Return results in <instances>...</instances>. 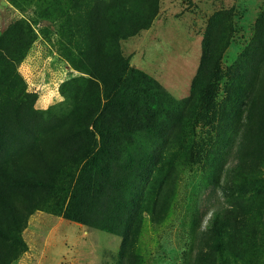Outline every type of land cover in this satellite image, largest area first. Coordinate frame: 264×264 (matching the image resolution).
I'll return each mask as SVG.
<instances>
[{"label": "rangeland", "instance_id": "obj_1", "mask_svg": "<svg viewBox=\"0 0 264 264\" xmlns=\"http://www.w3.org/2000/svg\"><path fill=\"white\" fill-rule=\"evenodd\" d=\"M122 1L77 0L73 7H69L67 0H36L33 4H28V0H0V40L16 22H24L29 27L31 46L24 57L14 58L11 68L18 74L19 86L16 91H6L7 96L23 100L24 105L18 111L21 116L25 114L26 130L35 129L37 124L42 131L44 124H60L70 109L64 96L69 98L72 89H79L81 81L88 78L72 68L62 55L65 43L60 37L61 32L66 34L74 27L82 28L91 18L94 24L106 29L107 22L102 19V13L107 8L101 4L111 2L119 8ZM129 1L134 12L141 14L138 22L149 19L150 22L135 36L119 41L130 68L144 75L141 78L144 91L138 95L137 126L133 127L132 135L119 141V172L113 176L114 187L108 190L105 198L96 196L89 202L80 222L69 221L40 208L34 209L21 231L25 249L10 264H122L123 231L130 221L133 225L129 251L133 246L131 251L137 258L135 264H180L185 253L190 254V259L194 257L196 244L201 242L214 208L222 204L231 206L236 201L248 204L236 199L234 189L219 187L225 183L227 169L236 162L238 140L222 152L218 161L207 159V154L216 147L213 141L200 138L205 130L199 133L197 129L199 137H194L190 150L188 143H193L189 142L190 131L180 136V140L186 142L181 143L183 152L176 142L171 151L160 150L165 149L163 139L181 133L178 123L192 91L205 30L215 13L231 11L232 33L220 56L221 77L211 86V101L214 103V98L219 101L223 97L229 85L228 74L235 76L251 60L259 67L260 73L252 88L258 89L263 83L264 47H258L255 41L254 26L264 1L126 0L124 3L129 5ZM2 84L6 86L8 82ZM28 102L32 104L33 113L27 111ZM245 116L246 113L241 114V123L245 122ZM251 117L257 120V112ZM24 137L22 132L20 141ZM194 149L198 162L191 158ZM245 153L251 155L252 149ZM159 154L156 171L143 186L146 202L131 211L129 202L140 184L139 177H136L144 166L147 167V157ZM216 162L218 171L212 166ZM160 170L167 172L165 176L171 174L164 186L170 187L172 199L166 217L156 223L144 206L150 203L149 199L162 184V180H157ZM259 173L260 181L264 180V161L252 175L257 178ZM261 191L262 195L252 203L251 212L258 214V206L263 203L259 217L264 225V187ZM123 264H127L126 261Z\"/></svg>", "mask_w": 264, "mask_h": 264}, {"label": "trees", "instance_id": "obj_2", "mask_svg": "<svg viewBox=\"0 0 264 264\" xmlns=\"http://www.w3.org/2000/svg\"><path fill=\"white\" fill-rule=\"evenodd\" d=\"M35 1L28 0V4ZM76 1L67 0V5L73 7ZM125 1L119 8L111 2L101 4L107 8L105 13L102 10L106 29L94 24L91 18L82 28L61 32L65 43L62 55L72 68L88 78L81 81L80 90L73 88L69 98L64 96L70 108L67 117L58 125L44 124L43 131L38 124L35 129L26 130L25 114L21 116L18 111L24 105L23 100L6 95L7 90L16 91L19 86L18 74L11 68L14 58L24 57L31 46L29 27L16 22L0 40V264H10L25 249L21 231L34 209L80 222L89 202L96 196L105 198L114 187L113 176L119 172V141L132 135L133 127L137 126L138 95L144 91L141 80L144 75L130 68L119 41L135 36L150 22V19L138 22L141 14L134 12L130 1L129 5ZM231 19V11L217 12L210 19L192 91L178 123L181 133L163 139L166 145L160 151H171L176 142L183 152L181 143L184 145L185 141L180 140L181 134L190 131L192 143L194 137H199L197 129L199 133L205 130L200 138L213 141L216 147L207 154V159L218 161L222 152L238 140L236 162L227 169L225 183L219 187L234 189L236 199L248 204L236 201L231 206L222 204L214 208L201 242L196 244L194 257L190 259V254L185 253L180 264H264V225L259 217L263 203L258 206V214L251 212L252 203L262 195L264 187L260 173L258 179L252 175L264 161V81L260 84L262 88H252L260 76L259 67L251 60L235 76L228 74L229 85L219 101L214 98L213 103L210 94L211 86L221 77L220 56L230 40ZM254 27L255 41L258 47H264V5ZM26 106L33 113L32 104L28 102ZM256 112L257 120H252ZM242 113H246L243 123ZM22 132L25 137L20 141ZM193 144L188 143V150ZM249 148L251 155L245 153ZM158 157L160 154L148 156L147 167L136 177L140 184L132 193L131 211L146 202L143 186L155 173ZM191 158L199 161L195 149ZM212 166L219 170L217 162ZM166 173L158 172L157 180H162V184L144 206L156 223L166 217L172 199L170 187L164 186L171 177L165 176ZM132 225L130 221L124 226L122 264L125 261L135 264L137 260L131 251L133 246L129 251ZM193 233L194 230L191 236Z\"/></svg>", "mask_w": 264, "mask_h": 264}]
</instances>
